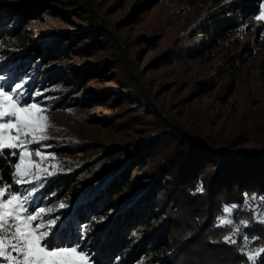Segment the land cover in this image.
<instances>
[{"label":"trees","instance_id":"1","mask_svg":"<svg viewBox=\"0 0 264 264\" xmlns=\"http://www.w3.org/2000/svg\"><path fill=\"white\" fill-rule=\"evenodd\" d=\"M23 5L0 9V41L9 46L4 57L8 87L14 80L30 77L31 86L42 88L43 96L48 97L43 102L52 108L77 107L93 100L103 102L105 96L115 101L124 97L130 106L139 105L141 99L143 106L149 108V117H137L143 128L132 123L123 138L107 143L102 151H94L98 153L90 160L52 176L39 189L30 210L57 201L64 205L56 214L62 227L48 238V243L53 247L79 245L91 264H253L248 254L264 249V224L257 219L264 218V152L217 151L167 122L142 94L128 64V59L133 58L125 57L95 18L87 0H26ZM240 6L235 0L216 9L212 26H205L200 32L205 38L210 37V43L202 45L222 40L228 30L239 28L234 14L241 10ZM42 14L50 21L68 25L64 33L51 39L34 37L37 40L33 43L24 41L25 37L20 36L24 20L28 16L41 18ZM92 19L97 20L102 35L110 38V49L127 72L133 91L128 92L123 86L125 82L118 79L120 74L115 69L105 73L110 66V61H105L109 56L98 58L102 63L92 66L79 61L87 57L93 46L88 43L93 31L81 27L77 20H88L94 25ZM14 36L23 41L13 39ZM74 57L76 61L70 65ZM60 60L64 64L57 70L54 62ZM89 78L104 83L103 88L97 87L100 93L95 98L89 93ZM74 83H85L84 98L72 97L75 92L70 94L68 88H63V92L56 89L58 85L67 87ZM147 95L181 128L213 147L229 148V143H220L177 120L154 95L149 91ZM24 101L29 102V96ZM18 160L16 149L0 153V187H7L12 193L28 188L15 183ZM253 196L256 200L251 199ZM232 206L233 223L218 226L219 218L225 215L223 209ZM245 221L246 228L242 227ZM229 228L242 230L233 234ZM225 236H231L236 243H226ZM255 264H264V253L255 257Z\"/></svg>","mask_w":264,"mask_h":264},{"label":"rangeland","instance_id":"2","mask_svg":"<svg viewBox=\"0 0 264 264\" xmlns=\"http://www.w3.org/2000/svg\"><path fill=\"white\" fill-rule=\"evenodd\" d=\"M231 1L235 0H90V3L96 13L92 12L95 18L99 23L100 19L103 22L100 25L113 39L116 37L126 50L127 57L133 58V61L129 60L146 94L149 91L154 95L158 103L177 120L207 133L220 143H229V148L220 149L234 153H261L264 152V149L259 151L264 147V19L258 20L255 16L264 13V0H237L241 10H237L234 14L237 17H234L240 26L228 30L224 39L209 44L210 37L205 38L200 33L205 26H212L216 9ZM23 2L26 0H0V9L23 8ZM133 13L138 15L131 18ZM42 15L34 19L28 16L24 20L20 35L25 37L24 41L33 43L37 40L34 37L51 39L53 35L64 33V27L68 25L55 23L48 20L47 15ZM96 19H92L94 25H90L88 20H77L81 27L93 31L88 40L93 46L84 61H79L84 66H92L102 63L98 58L109 56L105 61H110V66L104 70L105 73L115 69L120 74L118 79L125 82L123 86L128 92L133 91L134 86L127 78V72L110 49V38L107 40L97 29ZM20 36L12 38L23 41ZM202 42L209 43L202 45ZM6 48H9L8 42L0 41V75L5 76L0 85L8 91L9 74L6 76L4 72L7 66L4 60ZM75 61L76 57L70 65ZM54 63L58 65L57 70H61L64 64L61 60ZM89 79V93L95 98L100 93L97 87L103 88L104 83H98L96 78ZM31 81L28 77L20 82L14 80L11 85L14 88L17 83L23 84L22 91L27 93L25 97L30 98L27 103H37L44 109L42 115L47 117L49 125L42 133L46 139L29 143L25 149L31 154L26 157L25 166H29L30 172L38 173L39 179L30 176L32 183L22 184L28 188L13 193L23 199L33 188L38 189L28 200L26 206L29 210L39 189L49 178L90 160L98 153L94 151H102L107 143L123 138L132 123H137V128H143L142 120L137 122V117L147 115L149 111L141 99H138L139 105L130 106L127 104L129 100L124 97L115 101L109 96H105L103 102L93 100L80 103L77 107L52 108L43 102L48 97L43 96L42 88L31 86ZM106 83L111 84L109 81ZM85 86V83L84 86L74 83L67 87L58 85L56 89L63 92V88H68L70 94L75 92L72 97L82 99L85 97L82 92ZM234 142L235 147L232 145ZM15 149L18 154L21 152V148ZM37 152L41 155L37 156ZM29 160L32 165L28 164ZM60 205L61 201H57L40 207L52 209L49 215L55 218Z\"/></svg>","mask_w":264,"mask_h":264},{"label":"snow or ice","instance_id":"3","mask_svg":"<svg viewBox=\"0 0 264 264\" xmlns=\"http://www.w3.org/2000/svg\"><path fill=\"white\" fill-rule=\"evenodd\" d=\"M255 18L264 19V13ZM4 80L5 76L0 75V81ZM23 87V84L17 83L14 88L9 86L6 91L4 86L0 85V153L4 149L21 148L20 163L15 164V183L21 185L32 183L30 176L39 179L38 173L30 172L29 166H25L26 157L31 155L25 149L29 143L46 139L42 133L49 127L47 117L42 115L44 109L37 103L29 104L24 101L27 93L22 91ZM36 155L40 156L41 153L37 152ZM28 164L32 165L31 160ZM37 190L33 188L28 197L22 199L9 188L0 187V264H89L88 256L79 249V245L53 247L48 243V238L62 227V221L58 216L53 218L49 215L52 209L39 207L29 210L26 205ZM234 207L223 209L225 215L219 218L218 226L233 223L230 214ZM257 219L259 223L264 224V218L258 216ZM37 221L39 222L34 223ZM242 227H248L246 221L242 222ZM228 230L235 234L242 229ZM224 240L226 243H236L231 236H225ZM261 253H264V249L249 253L248 259L255 264V257Z\"/></svg>","mask_w":264,"mask_h":264},{"label":"water","instance_id":"4","mask_svg":"<svg viewBox=\"0 0 264 264\" xmlns=\"http://www.w3.org/2000/svg\"><path fill=\"white\" fill-rule=\"evenodd\" d=\"M87 5H88L89 8L91 9V11H92L94 14H96L95 11H94V9L91 7L90 0H87ZM100 23L103 24V22H102L101 19H100ZM114 39L117 41L116 37H114ZM117 44H118V46L122 49V51L124 52L125 57L127 58L126 50L121 46V44H120L118 41H117ZM128 64H129V67H130V70H131L132 75L134 76L136 82L138 83V85H139L140 88H141V92H142V94L148 99V101H149L150 103L153 104V106L155 107V109H156L160 114H162V116L164 117V119H165L167 122H169L172 126L176 127L177 129L183 131L184 133H187V134L193 136L196 140H198L199 142H201V143L204 144L205 146H208V147H210V148H212V149H214V150H217V151L230 152V150H223V149H220V148H217V147H213V146H211L210 144H208L206 141H204V140L201 139L200 137H197V136L193 135L192 133H190L189 131H187V130L181 128V127H180V126H179V125H178L173 119H171L169 116L163 114V113L161 112V110H160V109H159V108L153 103L152 99H150V98L148 97V95L146 94L145 89L143 88V86L141 85L139 79L137 78V76H136L135 73H134L133 64H132L131 60H129V59H128Z\"/></svg>","mask_w":264,"mask_h":264}]
</instances>
